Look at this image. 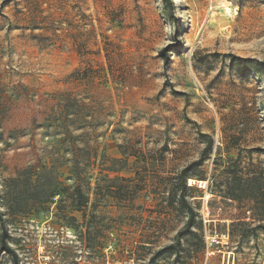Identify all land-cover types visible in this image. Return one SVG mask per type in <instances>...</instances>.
Masks as SVG:
<instances>
[{
    "label": "rangeland",
    "instance_id": "rangeland-1",
    "mask_svg": "<svg viewBox=\"0 0 264 264\" xmlns=\"http://www.w3.org/2000/svg\"><path fill=\"white\" fill-rule=\"evenodd\" d=\"M169 1L0 0V264H264V0Z\"/></svg>",
    "mask_w": 264,
    "mask_h": 264
},
{
    "label": "trees",
    "instance_id": "trees-1",
    "mask_svg": "<svg viewBox=\"0 0 264 264\" xmlns=\"http://www.w3.org/2000/svg\"><path fill=\"white\" fill-rule=\"evenodd\" d=\"M169 1V0H168ZM172 4L171 0L168 2ZM164 61L168 62L169 55L164 53ZM231 61H238L237 68L240 73H242L246 69L256 71L261 73L264 76V60H258L253 58H243L240 56L231 55ZM250 63V64H248ZM72 94V93H71ZM70 128L69 133L72 140L71 146V168L70 172L72 174V178L76 181H84L85 177L88 173L87 169L90 164V154L92 147L86 142V128L88 127V120H86L82 113L84 108V103L82 100L76 99L75 97H71L70 101ZM190 226V224H188ZM1 251H10L14 257L15 254L12 250H10L9 246L6 242V237L3 235L1 237Z\"/></svg>",
    "mask_w": 264,
    "mask_h": 264
}]
</instances>
